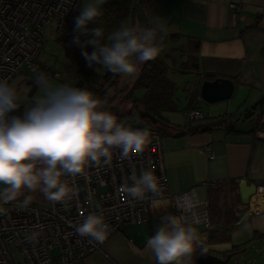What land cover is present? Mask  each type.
<instances>
[{"label": "crops", "instance_id": "0c3cea01", "mask_svg": "<svg viewBox=\"0 0 264 264\" xmlns=\"http://www.w3.org/2000/svg\"><path fill=\"white\" fill-rule=\"evenodd\" d=\"M230 3L239 8H231ZM145 10L127 25L138 23L152 27L162 24L165 27V32L157 33L156 42L161 48L158 58L164 60L167 76L175 83L173 106L159 111L163 124L148 122L162 137L169 191L172 195L191 191L198 202L207 203L209 190L218 192L219 188L224 202L233 211L234 226L227 240L208 242L206 224L187 222L176 202L167 198L161 200L160 208H153L148 222L126 223L122 231L113 232L107 238L102 252H93L73 264H157L146 242L166 215H176L182 223L196 227L202 237L201 244L207 249L202 251L197 247L184 264H197V257L202 252L220 258L231 254L232 258L252 251L260 254L262 261L264 0H152L146 4ZM189 55L196 58L197 68L194 70L181 66ZM177 76L188 78L180 88ZM217 77L233 80L232 95L212 103L202 99L197 101L195 105L202 111L203 118L189 124L222 118L225 123L207 131L176 134L177 129L189 125L186 113L201 83ZM187 85H191L190 91L186 89ZM209 151L214 153L212 159L207 155ZM205 181L215 183L206 185ZM250 183L257 186V192L251 196L249 204H243L239 189ZM195 210L200 211L199 207Z\"/></svg>", "mask_w": 264, "mask_h": 264}, {"label": "clouds", "instance_id": "9594fccd", "mask_svg": "<svg viewBox=\"0 0 264 264\" xmlns=\"http://www.w3.org/2000/svg\"><path fill=\"white\" fill-rule=\"evenodd\" d=\"M106 0H94L83 7L75 18L73 43L89 67L99 64L114 74L126 77L139 74L141 67L158 57L161 48L157 33L165 32L162 24L145 27L135 23L122 24L106 38L102 27L88 28L103 15L101 5ZM91 34L92 39L81 40ZM88 45L94 46L89 53ZM36 85L43 95L35 98L23 115H11L21 105L17 90L7 79H0V202L16 201L23 195L39 191L54 202L71 200L77 193L66 177L85 175L91 165L110 163L113 150L120 149L121 159L142 153L151 143L148 129H133L118 121L115 114L105 108L107 99H101L87 88L55 85L51 77L38 72ZM131 185L125 192L133 199L149 196L151 205L161 207V188L152 171L133 172ZM31 195H25L19 207L27 208ZM81 237L103 243L110 226L102 214L90 213L75 227ZM37 232L26 235L29 242ZM201 235L196 227L182 223L176 215L162 217L154 235L147 239L146 247L154 254L157 264H184L193 251L200 247Z\"/></svg>", "mask_w": 264, "mask_h": 264}, {"label": "built area", "instance_id": "2783aa9c", "mask_svg": "<svg viewBox=\"0 0 264 264\" xmlns=\"http://www.w3.org/2000/svg\"><path fill=\"white\" fill-rule=\"evenodd\" d=\"M83 1L0 0V79L10 82L23 66L36 71L45 27L54 21L57 32L66 34ZM229 6L239 8L235 3ZM46 75L58 77L59 73L48 72ZM191 88V85L186 87L188 91ZM201 99L200 92L196 93L186 113L187 124L203 118L202 111L195 105ZM118 121L133 129H148L152 134L151 143L142 153L132 154L128 159H121L120 149H114L110 163L91 165L85 175L66 177L77 193L71 200H49L47 206L32 201L27 208L18 206L23 197L1 203L0 264H73L93 252H102L107 239L99 243L90 237H81L75 231V227L90 213L104 216L110 226L107 238L113 232L122 231L126 223L148 222L153 211L151 198L133 199L125 192V185L132 183L129 178L133 172L139 176L142 170L152 171L157 177L161 188L160 200L172 198L184 220L189 223L202 221L210 227L206 202H198L191 191L178 195L170 193L162 137L157 128L125 123L119 118ZM207 155L210 159L214 157L212 151ZM204 183L213 185L215 182ZM261 190L264 192V186ZM196 207H199V212H196ZM32 232H37L38 237L29 242L25 236Z\"/></svg>", "mask_w": 264, "mask_h": 264}, {"label": "trees", "instance_id": "16d2710c", "mask_svg": "<svg viewBox=\"0 0 264 264\" xmlns=\"http://www.w3.org/2000/svg\"><path fill=\"white\" fill-rule=\"evenodd\" d=\"M151 1L142 0L141 2L145 8L146 4ZM138 2L139 0H106L100 6L103 15L95 23H90L88 28L102 27L106 42V38L110 32L118 29L122 24H127L128 21L137 18ZM67 35H69V30L64 35L59 34L57 41L63 47H66L65 52L70 55V62L64 63L63 68L68 76L73 77L74 83L81 79L85 84V88L92 91L101 99H107L108 103L105 105V108L115 114L120 120L122 116L139 118L136 111V108H138L150 112L157 117L158 123H162L163 120L159 116V111L173 106L172 94L175 89V83L167 76V65L163 59L157 57L152 61L146 62L141 67L135 81L132 82L131 77L111 73L99 64L89 67L87 61L81 55L82 49L78 45L72 43L66 46ZM76 35L79 34L76 33ZM80 39L88 40L92 39V36L91 34L87 36L81 35ZM86 50L91 53L95 49L94 46L88 45ZM195 59L194 56L189 55L182 62L181 66L194 70L197 68ZM40 70L45 74L51 71L50 69H45L44 66H38L37 71L41 72ZM137 88L144 90L142 95H134L133 91ZM125 103H129L130 106L126 107V111H123L122 104ZM141 120L149 122L147 118H141ZM209 129L200 131H207ZM217 190L218 192H214L211 189L208 193L207 212L210 226L207 235L208 242L227 240L235 221L232 217L233 211L224 202L223 196L219 193V188Z\"/></svg>", "mask_w": 264, "mask_h": 264}, {"label": "rangeland", "instance_id": "374dc122", "mask_svg": "<svg viewBox=\"0 0 264 264\" xmlns=\"http://www.w3.org/2000/svg\"><path fill=\"white\" fill-rule=\"evenodd\" d=\"M142 0H139L138 6H137V15H142L146 12L144 6L142 5ZM94 0H84L77 11L76 17L80 14V11L83 9L84 6H86L89 3H93ZM75 17V18H76ZM59 36V33L56 30V25L54 21H51L44 30L43 35V46L41 51L38 54L37 57V64L38 66H44L45 69H50V72H56L59 73L58 77H51V82L55 85H61V84H68L70 86H74V80L73 77L68 76L64 71L63 65L64 63L70 62V55L66 54V47H63L61 43L57 41V38ZM66 38V46L71 45L73 43V39L76 36V32L74 31V22L72 24V27L69 29V35ZM63 63V64H62ZM41 71V70H40ZM39 71H31L26 66L21 67L19 72L10 80L9 84L10 86L14 87L20 98L22 105L21 107L16 110L15 112L11 113V115H23L25 107H31L32 101L43 95L41 89L36 85L35 78ZM43 72V71H41ZM187 77L181 78V76H177V85L178 88H180L184 80H187ZM181 90V89H180ZM142 88H137L133 91L135 96H140L143 93ZM181 92H183L181 90ZM129 103L122 104L123 111L127 110V106ZM130 106V104H129ZM121 120L125 123L129 124H142L151 126L148 122L142 121L141 118H130L128 116H122ZM4 186L0 185V189H2ZM25 195H31L32 201L41 204L43 206H47L49 204V200L45 198V196L39 192H31L29 193L27 190H24L23 195H21L19 198L24 197ZM0 202V208L2 206ZM261 255L257 254L252 251H246L245 253H242L240 256L236 255V257H232L229 259V261L226 264H264V260L261 261L260 259Z\"/></svg>", "mask_w": 264, "mask_h": 264}, {"label": "water", "instance_id": "95a60500", "mask_svg": "<svg viewBox=\"0 0 264 264\" xmlns=\"http://www.w3.org/2000/svg\"><path fill=\"white\" fill-rule=\"evenodd\" d=\"M137 76V75H136ZM136 76H132L134 81ZM74 86L85 88L84 82L79 79L74 83ZM234 90V82L229 77H217L213 80H204L200 85V95L202 100L208 103L223 101L232 95ZM136 108V106H135ZM136 111L141 118H147L152 124L158 122L157 117L146 110L136 108ZM225 123V119H217L214 121H206L195 124H189L183 129H179L176 134H184L186 132H193L197 130L208 129L212 127L221 126ZM257 186L254 183L244 184L240 187V200L243 204H249L252 195L256 194ZM231 254L226 255L225 258H220L209 253L202 252L197 257V264H226L231 258Z\"/></svg>", "mask_w": 264, "mask_h": 264}]
</instances>
